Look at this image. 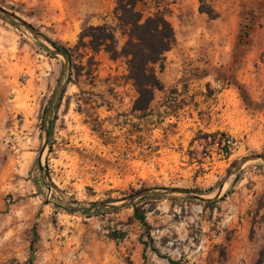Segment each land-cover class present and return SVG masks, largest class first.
Instances as JSON below:
<instances>
[{"label":"rangeland","instance_id":"1","mask_svg":"<svg viewBox=\"0 0 264 264\" xmlns=\"http://www.w3.org/2000/svg\"><path fill=\"white\" fill-rule=\"evenodd\" d=\"M116 3L0 0V264H264V0L138 3L176 39L146 111L76 46Z\"/></svg>","mask_w":264,"mask_h":264},{"label":"trees","instance_id":"2","mask_svg":"<svg viewBox=\"0 0 264 264\" xmlns=\"http://www.w3.org/2000/svg\"><path fill=\"white\" fill-rule=\"evenodd\" d=\"M143 0H117L114 17L117 20L115 26L103 24L90 26L80 34L79 43L76 45L88 48L92 53L101 50L117 60L125 58L128 66V78L135 86L138 96L134 102V110L146 111L154 98L156 89L161 88V83L156 76L153 65L161 63L164 55L175 44V32L172 24L162 13L145 16L137 8L138 3ZM201 12H206L210 17H215L213 10L203 3ZM126 36V41L119 49L117 32ZM87 38V41H85ZM51 44L70 60V55L65 48L55 42ZM88 70L92 72L91 65L94 56L88 59ZM144 221V216L139 217ZM170 264H180L169 259Z\"/></svg>","mask_w":264,"mask_h":264}]
</instances>
